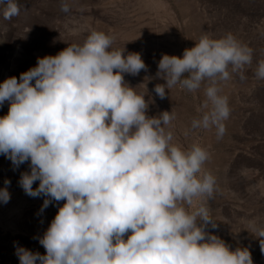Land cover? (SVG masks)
<instances>
[{"label": "clouds", "instance_id": "1", "mask_svg": "<svg viewBox=\"0 0 264 264\" xmlns=\"http://www.w3.org/2000/svg\"><path fill=\"white\" fill-rule=\"evenodd\" d=\"M0 4L4 19L20 14L15 0ZM60 10L70 11L65 0ZM113 43L92 31L82 44L38 57L19 80L0 83V106L9 102L0 117V154L14 169L30 162L18 183L26 195L44 197L40 214L64 202L39 238L45 253L17 247L20 264H253L247 248L231 250L205 231L217 227L206 204H197L215 190L204 167L209 151L173 142L172 110L147 115L148 90L137 93L124 80L147 65ZM252 58L253 50L232 33L205 34L182 57L162 55L156 77L165 83L153 90L164 99L176 86L195 93L206 85L191 128L215 129L222 138L230 107L219 85ZM255 75L264 80V60ZM4 183L0 202L7 204L11 182ZM249 223L264 253V227Z\"/></svg>", "mask_w": 264, "mask_h": 264}, {"label": "rangeland", "instance_id": "2", "mask_svg": "<svg viewBox=\"0 0 264 264\" xmlns=\"http://www.w3.org/2000/svg\"><path fill=\"white\" fill-rule=\"evenodd\" d=\"M15 2L20 14L11 20L4 19L5 6L0 4V83L13 76L19 80L22 72L36 66L38 57L82 44L92 31L113 37V48L125 49V55L139 53L147 70L136 76L125 73L124 80L137 93L148 90L147 115L172 110L173 142L185 149L198 143L210 153L204 167L215 178V190L210 200L198 198L197 204H206L217 227L208 225L205 231L231 250L247 248L253 264H264L259 238L249 223L264 227V80L255 75L264 60V0H65L67 13L60 10L61 0ZM227 33L248 45L253 58L219 85L220 94L228 98L230 116L224 122L225 134L217 138L215 129L191 128V121L200 116L197 109L206 85L195 93L176 86L164 99L153 89L165 83L156 77L162 55L182 57L202 35L220 38ZM8 109L6 101L0 117ZM29 163L14 169L0 154V188L6 179L11 182L9 202H0V264H20L17 247L44 254L39 238L64 203L54 201L40 214L44 197L26 195L18 183L21 173L30 171Z\"/></svg>", "mask_w": 264, "mask_h": 264}]
</instances>
